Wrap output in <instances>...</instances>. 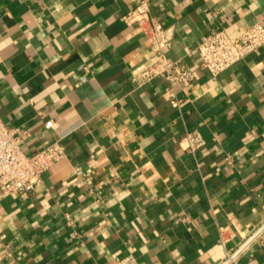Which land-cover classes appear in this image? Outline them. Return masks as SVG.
Instances as JSON below:
<instances>
[{"label":"crops","instance_id":"0c3cea01","mask_svg":"<svg viewBox=\"0 0 264 264\" xmlns=\"http://www.w3.org/2000/svg\"><path fill=\"white\" fill-rule=\"evenodd\" d=\"M136 2L0 0V119L61 155L34 192L0 193V264H264V45L217 76L192 52L264 23V0L152 2L195 73L179 108L165 78L132 80L153 54L123 19Z\"/></svg>","mask_w":264,"mask_h":264},{"label":"built area","instance_id":"2783aa9c","mask_svg":"<svg viewBox=\"0 0 264 264\" xmlns=\"http://www.w3.org/2000/svg\"><path fill=\"white\" fill-rule=\"evenodd\" d=\"M154 0H137L136 5L123 15L130 25H136V30L147 36L153 54L133 70L132 80L142 86L157 77L168 81L165 89L170 103L180 107L183 98L177 93L180 89L187 93L194 84L195 73L184 60H172L168 56L172 35L166 27L151 12ZM264 45V23L258 21L250 25L237 36H230L224 28L215 27L203 36L200 43L193 48L199 58L200 65L213 76L230 67L249 54L256 52ZM47 128H54L55 122L46 120ZM28 129L19 128L5 123L0 119V193L26 194L34 192L42 183V175L50 169L61 155L54 143L28 153L24 142L29 138ZM184 148L193 152L204 143L199 131L190 130L182 137ZM219 239L227 244L230 237L225 227L219 228ZM235 254L226 250L228 264H236ZM112 264H140L133 254L120 257Z\"/></svg>","mask_w":264,"mask_h":264}]
</instances>
